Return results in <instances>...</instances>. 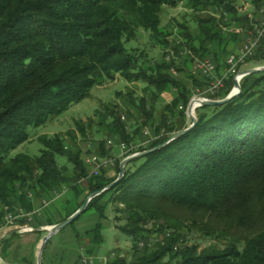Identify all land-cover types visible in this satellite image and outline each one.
<instances>
[{
    "label": "trees",
    "instance_id": "1",
    "mask_svg": "<svg viewBox=\"0 0 264 264\" xmlns=\"http://www.w3.org/2000/svg\"><path fill=\"white\" fill-rule=\"evenodd\" d=\"M181 1L0 0L2 204H19L29 212L34 198L63 187L72 188L77 198L87 191L66 219L90 193L117 179L126 156L156 147L187 128L185 108L193 89L174 76L172 68L190 73L184 63L192 61L191 56L214 54L220 73L229 57L225 28L252 29L255 22L240 12L237 0H187L198 31L180 24L182 41L173 45L169 38L173 33L162 27L161 13L165 6L175 7ZM251 2L255 8L264 5V0ZM139 28L149 31L166 50L160 60L150 63L145 50L127 47ZM215 44L221 53L213 51ZM186 48L187 59L179 61L173 53L181 57ZM247 61L264 64V43ZM117 74L146 86L141 96H135L133 89L125 94L129 107L125 119L114 109L108 116L114 141L131 148L117 159L116 175L109 177L105 168L91 173L86 162L92 154L117 155L107 140L85 150L74 132L68 137L41 135L44 149L34 158L24 152L11 155L31 139V127L46 124ZM189 76L195 87H206V79ZM225 83L214 98L230 93L234 77ZM241 84L242 92L227 103L198 107L193 129L131 160L120 182L90 201L85 211L96 212L99 221L84 234L89 243L104 241L102 220L114 208L117 220L125 215L117 227L132 240L133 255L140 253L138 259L119 256L109 264H264V72L244 77ZM172 89L173 100L161 107L158 116L162 93ZM147 126L155 138L134 149ZM78 128L86 135L83 123L78 122ZM59 156L66 163L61 164ZM2 219L0 214V226ZM192 233L215 243L203 248L200 243L188 244ZM152 235L163 239L153 248H140ZM82 237L77 234L79 242Z\"/></svg>",
    "mask_w": 264,
    "mask_h": 264
},
{
    "label": "rangeland",
    "instance_id": "2",
    "mask_svg": "<svg viewBox=\"0 0 264 264\" xmlns=\"http://www.w3.org/2000/svg\"><path fill=\"white\" fill-rule=\"evenodd\" d=\"M237 1H238V7L241 10V12H244L246 14L253 12L251 10V7L249 9L246 8L250 0H237ZM183 23L188 24L192 32L196 33L198 31L197 25L195 21L193 20V11L187 6V0H182L179 3V5L175 7H172V6L164 7L161 13V24L164 29H167L169 31L171 30V32L173 33L171 37H169L173 45L175 43L182 41V36L179 33V29H180L179 25ZM228 30L229 29L225 28L226 32H228ZM127 47H129V49L138 48L139 50H145L148 53L150 63L151 61L153 62V61H156L157 59L160 60L163 52L166 51L165 49L162 48L158 40L153 38L151 33L149 31L143 30V28L142 29L139 28L137 37L133 39L131 42L127 43ZM185 50H188V48L184 49L182 55L185 54ZM171 52L173 53L172 50ZM173 54L178 60H180L179 58L180 56L177 57L175 53ZM262 65L264 64H260L257 66H262ZM257 66L255 63L248 61L243 66H241V68L245 70L247 68L257 67ZM145 86L146 84L141 81L137 82L136 84L130 83L126 79L121 77L119 74H117L115 76V79L113 80L106 79L105 81L102 82V84L95 85L90 90V94L88 97H86L80 102H76L72 104L69 107V109H67L62 114L50 119L44 125L37 126V127L35 126L31 127L30 128L31 139L25 142L24 144L20 145L16 150L12 151L11 155L13 156L15 154L24 152V153H27L33 156V158L36 156H39L41 154L42 149H44V145L41 143V141H39V137L44 134L51 136L56 133H61L64 136L68 137L69 132H74L81 146L85 150H87L88 148H92V147L95 148V145L101 139L107 140L108 142V140L113 139L109 133V127L106 124L109 121L108 116L110 115L112 109L116 110L118 114L120 115L127 116L129 107L126 103L125 94L129 91V89H133L135 91V96L137 97L141 96L144 94L143 90ZM162 105L163 103L161 102L158 103V109H157L158 116L159 114L161 115L160 109ZM188 120H189L188 123H190V119ZM78 122L80 124L83 123L85 125L86 135H83L82 132L79 130ZM146 129H148L149 135L146 136L143 133V135L139 137L140 138L139 143L137 145H132L134 149L141 146L140 144L142 142H145V141L150 142L148 141L150 138H155L153 129H151V127L149 126H147ZM121 143L122 142L114 141V145L111 148L113 150H115L116 147L120 149L119 144ZM121 156L123 155L121 154ZM113 158H116L115 159L116 161L118 159L117 155L114 156ZM58 161L61 164L66 163V158L59 156ZM116 161L113 167L106 168L108 172L111 169H115L117 172ZM90 168H91V173H93V167L90 166ZM108 172L106 173L109 176ZM19 210H21V206L19 204L18 205H15V204L14 205H4L0 202V214H2V218H3L1 221L2 224L0 226V234H1L0 235L1 236L0 258L3 261V264H7L4 258L6 257L5 254L8 250V246L4 249L2 247V243L3 241L4 243L5 241L8 242V239H6V237L8 236L7 235L8 228L15 226L16 227L15 229L17 230V232H19L18 234H21V231L22 232H32V231H24L22 229L20 230L19 227H17V226L22 227V226L28 225V224H24V225L21 224V220H16L13 225L11 224L9 225L8 228H4V230H1V228L6 223V219H5L6 215L8 213L16 214L19 212ZM107 213H108V219L104 220L103 222V224L105 225V228L103 230L104 241L99 245L101 248L98 250L96 255H93L94 253L88 252V249L91 248V247H88L90 245L89 243L90 237L84 236L85 230H88L94 227L95 223L98 221L96 212L91 211V210L83 212L81 216H79L75 220V222L68 225L65 229H62L61 230L62 232L60 231L61 233L58 232L57 234H55L52 237L53 239L50 241L49 245L46 248V253L48 252V250H50L51 247L55 248L62 243V240H63V236L61 235L62 233L65 232L66 234L68 231L71 232L70 230H72L74 231L75 240L77 242H79V240H77V234L81 235V237L83 236L81 239L82 240L81 243H83L82 244L83 248L79 249L81 256L79 257L77 261L78 263L79 262L81 263V258H84V257L91 258V260H93L92 264H109L114 259V257H119V256L126 258L128 261H130L131 259L132 260L138 259L139 258L138 256L140 255V253H137V255L135 254L133 255L132 240L129 239V236L125 232H123L122 229H118L117 227V224H123L125 222V219H123L125 218L124 217L125 215L121 214L120 216H122L123 218L121 217L122 219L119 221V219L118 220L116 219L117 214L116 212H114V208H111ZM28 226H31V225H28ZM80 227H82V229ZM15 239L17 240V238ZM162 239L154 237V235L148 238L150 242H157L158 240L161 241ZM194 242L200 243L201 248L211 243H215L214 240L202 238L199 236V234H196V233L188 234L187 243L192 244ZM20 246H21V242L20 244L15 245V248L12 252V254L14 255L13 260L16 263L18 262L19 256H21ZM140 248H143V247L140 246ZM43 258L44 256H42V264H43ZM34 261L36 262V264H38V257H35Z\"/></svg>",
    "mask_w": 264,
    "mask_h": 264
},
{
    "label": "crops",
    "instance_id": "3",
    "mask_svg": "<svg viewBox=\"0 0 264 264\" xmlns=\"http://www.w3.org/2000/svg\"><path fill=\"white\" fill-rule=\"evenodd\" d=\"M250 7L253 12H250L247 14L244 12H241L240 9L239 10L244 15H248L251 21H254L255 23L259 22V20L263 18L264 5L261 6L260 8H255L254 4L250 0L246 8L249 9ZM255 23H253V27L255 26L254 25ZM227 29H229L228 32L225 31L226 38H227V42H226L227 55L228 56L239 55L245 43H247V41L251 39L253 28L247 29L246 26H243V27H234V28H227ZM232 34L236 35L235 38L232 37ZM220 48H221L220 45L215 44L213 45L212 49L213 51H216L217 53H221ZM191 57L193 58L192 61H188V64L184 63L187 68L186 71H190V73L184 72V71L181 72V71L176 70L175 68H172V74L176 76L177 78L183 80L188 87L193 89L192 95H191V98H192L193 95L195 94V90L197 88L206 89L208 86V82H207L206 87H200V86L195 87L194 85H192L193 81L189 75H193L199 81L203 79L207 80V76L203 74L201 70L198 68V62H199L198 60L208 59V60L214 61V54L207 55L204 58L195 57L194 55ZM185 59H187V52H185V54L180 57L179 61H183ZM174 95H175V89L165 91L162 93V98L160 102L163 103V105L170 103L173 100ZM191 98L189 99L191 100ZM187 121L189 122V120ZM114 152L117 154L118 158L122 154L118 147L115 148ZM108 173H109V176L112 177L117 172L115 169H111ZM86 194H87V191L81 193L77 198V195L72 188L63 187L62 189L56 190L55 192H51L48 195L34 198L33 200L34 209L32 211L27 212L21 207L22 210H24L27 214H29V216L22 217V219H20L21 224L31 225L34 227V230L32 232H22L21 231V234H18L19 232H17V230L15 229L16 228L15 226L8 228L7 230L8 236L6 237V239H8V242L5 241L4 243L3 241L4 244L2 243V247L5 249L8 246V250H9V251L7 250L5 254L6 257L4 258L6 260V263L7 264H36V262L34 261V258L37 257L39 246H40V243L43 237L48 233L46 232L48 231V227L61 222L64 219V216H66V214L75 207L76 203L81 202L85 198ZM96 216H97V213H96ZM104 220H102V223L104 222ZM98 221H99V217H98ZM97 222L95 223V225L97 224ZM80 228L82 229V227ZM70 231L71 232L68 231L66 234L65 232L61 234L63 236V240L61 244L64 246L60 244L55 248L51 247L50 250H48V252L46 253V248L53 238H51L47 242L44 252H43V256H44L43 264H75L78 261L79 257L81 256L79 249L83 248V245H82L83 243L77 242L75 240L74 231L72 230ZM86 231L87 230H85V232ZM15 238H17V240ZM20 242H21V246H20L21 256H19L20 259L18 258V262L20 263L18 262L16 263L13 260L14 255L12 254V252L15 248V245L20 244ZM99 245L100 244L92 243L88 246V247H91V249L93 250L92 251V253H94L93 255H96L98 250L101 248Z\"/></svg>",
    "mask_w": 264,
    "mask_h": 264
},
{
    "label": "built area",
    "instance_id": "4",
    "mask_svg": "<svg viewBox=\"0 0 264 264\" xmlns=\"http://www.w3.org/2000/svg\"><path fill=\"white\" fill-rule=\"evenodd\" d=\"M255 26L253 27L252 31V36L251 39L245 43L242 51L240 52L239 55H231L228 57L227 60V67L223 69L220 73L217 71V66L214 61L208 60V59H199L198 61V68L201 70L203 74L207 76V82L208 86L206 89H201L197 88L195 90V94L191 98V100L195 97H210L214 98L215 95L220 93L224 87H225V82L226 80L230 77L233 76L235 77L241 70V66H243L245 63H247L248 58L253 56L257 50V48L264 43V14L263 18L259 20V22L254 24ZM190 100V101H191ZM190 103V102H189ZM188 106L185 108L186 109V114L188 116ZM180 109H184L183 106H180ZM122 119H125L126 116L121 115ZM189 118V116H188ZM144 134L146 136L149 135L148 129L144 130ZM153 138H150L148 141L152 140ZM146 142H142L140 145H146ZM108 147H112L114 145V140L110 139L108 140L107 144ZM120 150L122 151V155L125 153L129 152L131 148L128 147V145L124 142L119 144ZM86 162L90 164L93 167V173H99L102 168H108V167H113L115 165V159L113 157H100L96 154L89 155L86 158ZM29 214H27L24 210H19L18 213H8L5 217L6 223L4 226L1 228V230H4V228H8L9 225H13L16 220L22 219V217H27ZM19 229L24 230V231H33L34 228L32 226H17ZM1 235V234H0ZM156 237V235H154ZM1 239V236H0ZM156 242H150L148 241H142L140 243L141 247L148 246L149 248L154 247ZM2 259L0 258V264H3V261L1 263ZM81 262L83 264H92L93 260L91 258H81Z\"/></svg>",
    "mask_w": 264,
    "mask_h": 264
},
{
    "label": "water",
    "instance_id": "5",
    "mask_svg": "<svg viewBox=\"0 0 264 264\" xmlns=\"http://www.w3.org/2000/svg\"><path fill=\"white\" fill-rule=\"evenodd\" d=\"M260 72H264V65L262 66H257V67H251V68H247L245 70H241L235 77H234V86L231 89L230 93L225 96L224 98H210V97H195L193 98L188 106V116L190 119V123L188 124L187 128H184L182 130L177 131L176 133H174L170 139L156 147H153L151 149L148 150H144V151H139V152H135L130 155H128L127 157H125L121 164H120V172L119 175L117 177V179L113 182H111L110 184H108L106 187L99 189L97 191H94L92 193H90L85 202L82 204V206L75 211L71 216H69L68 218L64 219L63 221L52 225L50 228H48V234L45 235L40 243L39 246V250H38V264H42V256H43V251L45 249V246L47 244V242L58 232H60L62 229H65L68 225H70L71 223H73L79 216H81V214L83 212H85V210L87 209L90 201H92L93 198H95L96 196L102 194L103 192L111 189L112 187H114V185H116L118 182H120V180L124 177L125 175V171H126V165L133 159L147 155L148 153L154 152L160 148H162L163 146H165L166 144H168L169 142L181 137L182 135L186 134L188 131H190L191 129H193L197 123H198V117L196 114V109L198 107H202L205 105H221L224 103H227L228 101L232 100L234 97L238 96L241 92H242V84L241 81L244 77L251 75V74H255V73H260Z\"/></svg>",
    "mask_w": 264,
    "mask_h": 264
}]
</instances>
